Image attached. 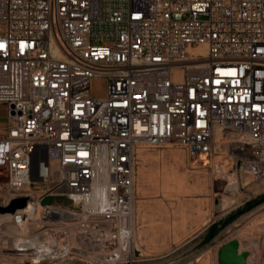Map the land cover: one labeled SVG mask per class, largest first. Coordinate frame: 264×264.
<instances>
[{
	"label": "built area",
	"instance_id": "built-area-1",
	"mask_svg": "<svg viewBox=\"0 0 264 264\" xmlns=\"http://www.w3.org/2000/svg\"><path fill=\"white\" fill-rule=\"evenodd\" d=\"M0 106V251L132 264L141 151L264 179V0H0Z\"/></svg>",
	"mask_w": 264,
	"mask_h": 264
},
{
	"label": "rangeland",
	"instance_id": "rangeland-1",
	"mask_svg": "<svg viewBox=\"0 0 264 264\" xmlns=\"http://www.w3.org/2000/svg\"><path fill=\"white\" fill-rule=\"evenodd\" d=\"M91 93L104 96V82L95 80ZM6 113V107L0 106L1 124ZM200 158L173 144L139 153L134 179L132 250L136 252H131L132 264H215L225 237L247 235L264 221V201L255 204L264 197V179L252 183L240 180L233 171H227L230 164L226 160L217 159L224 163L222 175L214 163L205 164ZM229 184L237 188L234 195L224 191ZM58 203L76 207L65 199ZM0 264L31 262L16 253L0 251ZM42 264L92 263L65 258Z\"/></svg>",
	"mask_w": 264,
	"mask_h": 264
},
{
	"label": "water",
	"instance_id": "water-1",
	"mask_svg": "<svg viewBox=\"0 0 264 264\" xmlns=\"http://www.w3.org/2000/svg\"><path fill=\"white\" fill-rule=\"evenodd\" d=\"M27 203L25 198L12 200L8 206H0V214L15 213L19 209H23ZM55 200L50 197H46L42 200L41 205H53L56 204ZM248 253L246 251H239V243L233 239L226 243L219 249L218 264H246Z\"/></svg>",
	"mask_w": 264,
	"mask_h": 264
},
{
	"label": "bare ground",
	"instance_id": "bare-ground-1",
	"mask_svg": "<svg viewBox=\"0 0 264 264\" xmlns=\"http://www.w3.org/2000/svg\"><path fill=\"white\" fill-rule=\"evenodd\" d=\"M201 157H202V160H203L204 157L203 156H201ZM205 164H207V162H205ZM222 170H224V169H222ZM235 189H237V188H235ZM235 189H233L232 185L229 184V185H227L225 187L224 191L226 193H229L230 195H234L235 192H236ZM225 192H223V193H225ZM233 239L238 241V243H239V251L240 252L241 251H246L248 253L247 263H249L251 261L252 254L258 251V247H257L258 240H257L256 230H253L251 233H249L247 235H237L236 237H233ZM132 251H135V248ZM18 255L20 257L21 256L26 257V254H18Z\"/></svg>",
	"mask_w": 264,
	"mask_h": 264
},
{
	"label": "crops",
	"instance_id": "crops-1",
	"mask_svg": "<svg viewBox=\"0 0 264 264\" xmlns=\"http://www.w3.org/2000/svg\"><path fill=\"white\" fill-rule=\"evenodd\" d=\"M5 131V122H3L2 124L0 123V135H2Z\"/></svg>",
	"mask_w": 264,
	"mask_h": 264
},
{
	"label": "trees",
	"instance_id": "trees-1",
	"mask_svg": "<svg viewBox=\"0 0 264 264\" xmlns=\"http://www.w3.org/2000/svg\"><path fill=\"white\" fill-rule=\"evenodd\" d=\"M261 201H264V197L261 198L260 200H258L257 202H255V204H258V203H260ZM213 235H214V233L212 232L210 236L212 237Z\"/></svg>",
	"mask_w": 264,
	"mask_h": 264
}]
</instances>
